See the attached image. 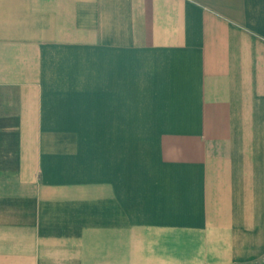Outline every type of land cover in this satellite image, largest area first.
<instances>
[{"label":"crops","instance_id":"obj_1","mask_svg":"<svg viewBox=\"0 0 264 264\" xmlns=\"http://www.w3.org/2000/svg\"><path fill=\"white\" fill-rule=\"evenodd\" d=\"M264 0H0V264H256Z\"/></svg>","mask_w":264,"mask_h":264},{"label":"built area","instance_id":"obj_2","mask_svg":"<svg viewBox=\"0 0 264 264\" xmlns=\"http://www.w3.org/2000/svg\"><path fill=\"white\" fill-rule=\"evenodd\" d=\"M256 264H264V256H263V258H262L259 262H257Z\"/></svg>","mask_w":264,"mask_h":264}]
</instances>
